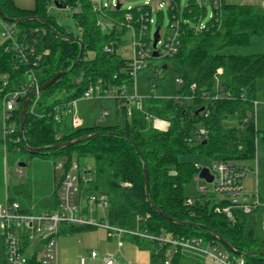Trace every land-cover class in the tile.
Masks as SVG:
<instances>
[{
  "label": "trees",
  "instance_id": "1",
  "mask_svg": "<svg viewBox=\"0 0 264 264\" xmlns=\"http://www.w3.org/2000/svg\"><path fill=\"white\" fill-rule=\"evenodd\" d=\"M53 3L75 11L73 18L80 35L58 24L48 13L46 6ZM0 8L7 18L17 20L6 21L18 29L20 43L34 47L33 57L41 56L36 67L31 63L17 68L14 51L0 46V82L2 76L8 75L10 88L17 86L25 80V70L34 68L41 87L58 73L68 72L77 61L72 71L40 92L33 112L29 108L25 114L23 131L20 120L26 99L21 101V106L13 113L14 137L22 136L25 140L18 144L8 142L9 153L67 157L68 162L74 161V155L91 157L96 164L94 188L106 193L109 199L105 217L109 224L153 234L202 237L225 247L231 255L255 252L257 254L241 257L246 264H264V240L256 238L254 230L246 229L249 215L237 214L231 220L225 213L215 211L219 203L215 204L213 199L201 195L189 204L186 195L187 185L199 173L195 165L198 162L186 157L199 156L207 161L247 160L255 157L256 139L261 136L264 142V132L255 128L254 121L244 122L253 109L252 101L264 96V53L225 52L229 48L247 46L252 38L264 36V7L228 4L222 0L203 31L196 32L191 27L182 29L179 52L166 62H173L175 78L182 80V84L177 85L176 95L192 96V102L145 98L143 111L135 109L128 115L124 102L116 99L123 124L93 128H74L72 114L67 109L72 101L79 100L99 81L104 90L132 82L131 59H125L120 53L123 43L120 36L125 29L120 30L107 20L106 24H100V14L94 11L91 0H37L35 10L19 8L14 0H0ZM168 13L172 20L173 14L181 12L177 7ZM199 14L196 0H189L180 17L193 19ZM162 15L163 12H158L157 24H161ZM107 18L122 20L123 14L115 11ZM110 45L114 51H105ZM217 95L220 98L213 100L216 110L206 119L200 109L212 108L213 101L209 97ZM153 119L168 121V129H156ZM202 126L209 129V134L204 140L195 141ZM93 133L100 134L69 147L37 153L29 151L57 146ZM10 200L16 201L13 196ZM54 208H57V199ZM92 228L65 226L60 234ZM218 237L239 254L222 244ZM132 239L144 245L140 239ZM149 244L153 248L150 264H165L169 248ZM183 257L182 251H177L171 264H181ZM2 264H7L5 259ZM27 264L43 263L33 255Z\"/></svg>",
  "mask_w": 264,
  "mask_h": 264
},
{
  "label": "built area",
  "instance_id": "2",
  "mask_svg": "<svg viewBox=\"0 0 264 264\" xmlns=\"http://www.w3.org/2000/svg\"><path fill=\"white\" fill-rule=\"evenodd\" d=\"M127 1L129 0H91L94 11L100 14V24L107 20L110 25H117L120 30L124 28L125 32H131L133 44L132 58L129 65L132 82L104 90L99 84L101 81H99L96 85H91L81 98L101 99L111 93L115 99L124 102L127 114L131 115L135 109L143 111L144 98H140L136 94L135 79L152 59H156L153 47L154 35L152 36L151 34L152 25L155 24L153 15L163 12L165 6L159 0H144L143 4L123 8L124 3ZM208 1H210L213 8V13L209 19L211 20L215 16V10L219 8L222 0ZM196 3L200 14L190 19L180 17L184 10H181L177 0H168L167 9L175 11L179 7L181 13L173 14L172 20L170 19L168 32L162 34L160 32L161 29L159 30L158 58L163 60L171 59L179 52L182 29L191 27L194 31L199 32L206 28L207 23L203 24V19L206 13L207 0H196ZM118 5H120L119 8ZM188 5L189 1L185 8ZM115 11L123 14L122 20L107 18L110 13ZM19 39L20 35L15 25L9 24L0 16V46H4L7 51H14V57L18 62L17 68L20 65L27 66L31 63L36 67L41 56L33 57L34 47L21 44ZM105 51H114L113 46H106ZM157 73L159 71L155 70L154 76ZM221 73L222 70H219L218 74ZM24 75L26 76L25 80L20 81L17 86L12 88L9 86L8 75L2 76L0 82V95L3 99L2 119L4 122L3 144L5 153H8V142L11 141L18 144L25 140L22 136L14 137L16 129L12 127V122L14 121L13 113L21 106L22 100L27 99L30 94L34 93L27 108V111L30 108L33 112L34 106L40 97V84L35 69H26ZM176 83L181 85L182 80L177 78ZM192 87H195V85ZM203 97L208 98L206 95H203ZM219 98L220 95L213 98L209 97L212 101ZM174 99L179 103L183 101L189 103L192 102L193 97L176 95ZM76 102L77 100L72 101L67 109V112L72 114V126L74 128L80 126L79 121L75 118L74 107ZM252 104L253 109L244 122L246 124L253 120L256 128L257 112L261 106H264V97L254 99ZM215 108L214 101L212 108L204 106L203 116L206 119L211 118L216 110ZM105 114L104 112L102 117ZM208 134V128L200 127L195 135V141L204 140ZM257 140L258 138L256 139V146ZM195 165L199 169V173L194 177V180L202 179L199 176L201 170L208 168L213 176V180L210 183L215 185L213 192L223 196L222 200L214 199L213 195L205 194L207 191L205 185L198 187L202 196L213 199L215 204L219 203L216 206V212H223L229 219L234 220L237 214L251 215L259 207L264 206L258 190V182L256 181L257 188L255 191L249 192L244 182L248 170L239 166L236 162L217 159L211 161L208 166L200 163ZM16 172L20 177L23 175L18 169ZM54 175L53 194L55 199H57V208L54 211H36L34 207L30 205L23 206L19 201L10 200L8 197L3 202H0V237L3 241L4 259L7 264H27L28 259L33 255H37L43 264H59L58 239L62 228L65 226L105 227L118 236H129L130 238H138L144 243H156L161 247L166 246L169 250L165 264H171L174 254L179 250L203 253L220 264H246L243 257L231 255L225 252L221 246L202 237L186 238L170 234H153L147 230L114 226L107 221L106 224L101 221L98 222L96 221L97 211L108 209L109 199L103 191L95 190L94 174L82 167L78 161L68 162L67 160L66 162L58 161L55 163ZM255 175L257 176V171ZM194 198L188 197L187 203H192ZM122 246L123 241H120L119 247ZM96 257L97 253L93 252L92 258ZM103 262L104 264H117L111 258H105Z\"/></svg>",
  "mask_w": 264,
  "mask_h": 264
},
{
  "label": "rangeland",
  "instance_id": "3",
  "mask_svg": "<svg viewBox=\"0 0 264 264\" xmlns=\"http://www.w3.org/2000/svg\"><path fill=\"white\" fill-rule=\"evenodd\" d=\"M107 1V0H106ZM144 0H129L124 3L123 8L128 6H137L143 4ZM164 3V10L161 24L158 23V13L153 15L155 24L152 25L151 34L154 35L156 29L160 27V32L165 34L169 30V13L167 9L168 0H159ZM189 0H179L181 10L187 6ZM16 6L22 9L35 10L37 0H14ZM228 4H253L264 7V0H225ZM48 13L53 15L58 24L65 26L75 35H80L81 31L76 25L73 18L74 10L60 8L53 4L46 6ZM213 8L210 1L207 0L206 13L204 15L203 24H206ZM106 24V21H103ZM122 46L120 53L125 59L132 58V34L130 31L125 32L122 37ZM234 54H254L264 53V36L252 38L251 43L247 46L233 47L225 51ZM166 60L156 58L152 59L149 64L139 73L135 79L136 94L140 98H174L177 92V83L172 61H167V67L161 69ZM157 73L154 76V71ZM264 97V96H263ZM261 97V98H263ZM3 108V99L0 95V202L5 200L6 194L13 196L16 201L34 207L36 211L49 212L54 211L55 197L54 191V165L58 161H67V157H57L52 155L41 154H12L5 153L2 140L3 125L1 117V109ZM75 118L79 121L78 128L117 127L123 124V116L118 115L116 107V99L108 93L101 99H85L77 100L74 107ZM106 113L103 117L102 114ZM153 126L158 130H167L169 122L160 119L152 120ZM160 123V124H159ZM231 125H237L232 123ZM12 127L15 128L14 121ZM256 129L264 132V108H260L256 117ZM256 157L236 161V164L248 170L245 177V185L249 192H254L257 188L261 197L264 199V142L260 136L257 140ZM190 160L208 166L211 161H207L199 156L186 157ZM75 161H80L82 167L88 169L92 173L95 171L96 164L93 158H79L74 155ZM19 162H25V167H19ZM17 169L23 173L20 177L16 172ZM257 171V176L255 172ZM94 174V173H93ZM200 185H205L207 191L205 194L213 195L214 199L222 200L223 196L215 194L214 184L207 183L203 179L194 180L186 187V195L190 198L201 195ZM94 215V213H93ZM92 215V216H93ZM107 209L97 211L96 221L106 224L105 217ZM264 206L260 207L259 213L249 215L246 225L247 230H254V236L264 240ZM123 241V246L119 247V242ZM58 258L59 264H104L105 258H111L117 264H150L151 253L153 248L150 244L144 243L140 246L136 240L129 236H118L114 232L109 231L105 227H94L92 229L74 232H62L58 239ZM228 253L225 247H221ZM97 253L96 258H92V253ZM184 257L181 264H220L210 259L207 255L190 250H182ZM4 255V256H3ZM5 258L3 250V241L0 237V264Z\"/></svg>",
  "mask_w": 264,
  "mask_h": 264
},
{
  "label": "water",
  "instance_id": "4",
  "mask_svg": "<svg viewBox=\"0 0 264 264\" xmlns=\"http://www.w3.org/2000/svg\"><path fill=\"white\" fill-rule=\"evenodd\" d=\"M58 7L62 8L61 5H59ZM120 7V5H118V8ZM0 16L3 17L5 20H9V21H13V22H17V20H13V19H9L7 18L4 13L2 12L1 8H0ZM38 20L42 21L43 23L47 24L45 22V20H43L42 18H37ZM187 26V25H186ZM159 30L160 28L158 27L154 33V42H153V47L155 49L154 51V57L155 58H158L159 57V54L157 52V44L160 40V34H159ZM83 50V49H82ZM82 50H81V53H80V56L82 55ZM77 61H75V63L73 64L72 68L68 71H72L76 65ZM167 65H164V68H166ZM68 72H63V73H58L56 76H54L48 83H46L45 85L41 86L39 91H43L45 90L46 88H48L51 84H53L56 80H58L61 75L63 74H66ZM34 93L30 94L24 105H23V109H22V112H21V120H20V130L23 131V126H24V118H25V114L27 112V108L29 106V103L33 97ZM204 110V107H202L200 109V112H202ZM100 133H93V134H90V135H87L85 137H82V138H79V139H76L74 141H71V142H67V143H63V144H60V145H57V146H48V147H42V148H36V149H29V151L31 153H37V152H42V151H48V150H52V149H57V148H62V147H69V146H72V145H75L79 142H83L85 140H89L91 138H93L94 136H97L99 135ZM27 164L25 162H19L18 163V166L19 167H25ZM200 178L204 179L205 181H207L208 183L212 182L213 180V176L212 174L209 172V169L208 168H203L199 174ZM145 180H146V190H147V193H149V181H148V176H147V172L145 170ZM219 241L224 244L225 246L229 247L234 253L236 254H239L237 251H235L227 241H225L223 238L221 237H218ZM257 253L255 252H252V253H249V254H239L241 256H248V255H255Z\"/></svg>",
  "mask_w": 264,
  "mask_h": 264
},
{
  "label": "crops",
  "instance_id": "5",
  "mask_svg": "<svg viewBox=\"0 0 264 264\" xmlns=\"http://www.w3.org/2000/svg\"><path fill=\"white\" fill-rule=\"evenodd\" d=\"M260 108H264V106H261ZM259 108V109H260ZM2 111H3V108L1 109V117H2ZM118 113V112H117ZM119 115V114H118ZM2 124H4V122H3V119H2ZM160 124V123H159ZM3 127H4V125H3ZM3 135H4V129H3ZM2 140H3V136H2ZM261 196V195H260ZM10 198V195L8 196V194H6V197H5V200H6V198ZM261 200L264 202V199L261 197ZM24 205V204H23ZM263 207V206H262ZM259 211H260V207H259V209L258 210H256V212H254V213H259ZM4 256V255H3ZM4 260V259H3Z\"/></svg>",
  "mask_w": 264,
  "mask_h": 264
}]
</instances>
